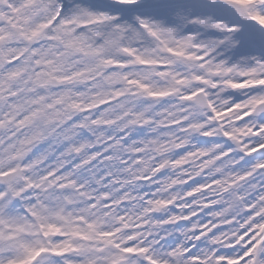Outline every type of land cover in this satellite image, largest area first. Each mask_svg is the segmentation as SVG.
Masks as SVG:
<instances>
[{
    "label": "snow or ice",
    "instance_id": "snow-or-ice-1",
    "mask_svg": "<svg viewBox=\"0 0 264 264\" xmlns=\"http://www.w3.org/2000/svg\"><path fill=\"white\" fill-rule=\"evenodd\" d=\"M0 264H264V0H0Z\"/></svg>",
    "mask_w": 264,
    "mask_h": 264
}]
</instances>
